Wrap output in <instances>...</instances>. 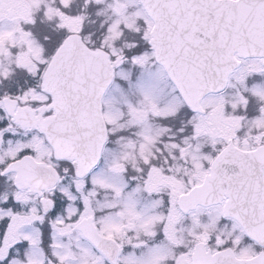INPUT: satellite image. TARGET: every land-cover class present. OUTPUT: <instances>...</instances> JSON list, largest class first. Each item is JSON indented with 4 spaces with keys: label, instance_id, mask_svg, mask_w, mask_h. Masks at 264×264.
Returning a JSON list of instances; mask_svg holds the SVG:
<instances>
[{
    "label": "snow or ice",
    "instance_id": "snow-or-ice-1",
    "mask_svg": "<svg viewBox=\"0 0 264 264\" xmlns=\"http://www.w3.org/2000/svg\"><path fill=\"white\" fill-rule=\"evenodd\" d=\"M0 264H264V0H0Z\"/></svg>",
    "mask_w": 264,
    "mask_h": 264
}]
</instances>
